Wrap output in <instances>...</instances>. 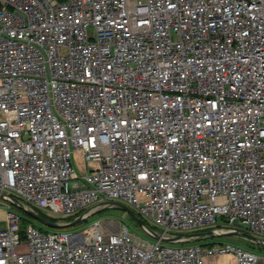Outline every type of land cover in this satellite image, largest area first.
<instances>
[{
	"label": "built area",
	"instance_id": "obj_1",
	"mask_svg": "<svg viewBox=\"0 0 264 264\" xmlns=\"http://www.w3.org/2000/svg\"><path fill=\"white\" fill-rule=\"evenodd\" d=\"M0 198L75 225L119 202L153 238L7 209L0 264H264L202 241L264 243V0H0Z\"/></svg>",
	"mask_w": 264,
	"mask_h": 264
},
{
	"label": "rangeland",
	"instance_id": "obj_2",
	"mask_svg": "<svg viewBox=\"0 0 264 264\" xmlns=\"http://www.w3.org/2000/svg\"><path fill=\"white\" fill-rule=\"evenodd\" d=\"M77 170V169H76ZM79 172V171H78ZM12 209L18 213L21 214L22 218H25L26 221L36 223L37 225L44 226L42 223H38L36 220H31L30 218H27L24 213H22V209L20 207H17L16 204H14L12 201H9L5 198H0V220H5V210ZM46 215H48L51 218H55L52 215H50L48 212L43 211ZM56 222L59 223H67L66 220H59L55 218ZM69 221H73V219H69ZM99 221L101 226H104L109 231H115L119 228V226L122 223H126L130 229L131 232L136 234L137 236L141 237L142 239H146L149 241H152L153 238H151L149 235L144 233L140 226H138L136 221L133 220L131 215L127 213L123 208H121L118 205H110L105 207H98L95 209L85 220L81 221L78 225H73L71 228H85L90 226L93 222ZM21 225H23V220L21 221ZM218 233H225L219 236H211L208 238V240H202V241H230L235 244H239L248 248H252L254 246V242L251 241L247 236L244 235L243 229L230 225L229 223L222 222L221 219H218ZM70 228V227H69ZM253 249V248H252ZM254 250V249H253ZM260 250V249H258ZM264 251V249H263ZM221 263L223 264H234V258L232 257H226L224 259H221ZM219 262H213L209 261L208 264H221Z\"/></svg>",
	"mask_w": 264,
	"mask_h": 264
},
{
	"label": "water",
	"instance_id": "obj_3",
	"mask_svg": "<svg viewBox=\"0 0 264 264\" xmlns=\"http://www.w3.org/2000/svg\"><path fill=\"white\" fill-rule=\"evenodd\" d=\"M112 204H115V205H118L120 206L121 208H123L127 213H129L130 215H132L136 221V223L139 225V226H143L145 225L144 224V221L127 205H124L122 203H119V202H112ZM26 212L31 216L33 217L35 220H37L38 222L42 223V224H45L51 228H67V227H70V226H73L74 224H77L79 222V220L77 221H73L71 223H66V224H60V223H57V222H52V221H49L48 219L42 217L41 215H39L37 212L33 211V210H26ZM232 224L245 230V231H250V226L248 223L246 222H240L238 219H234L232 221ZM210 235L212 236H219V235H222V234H225V233H214L213 231H210L208 232ZM253 242L255 243H258V244H264L257 236L255 235H252V234H249L248 236Z\"/></svg>",
	"mask_w": 264,
	"mask_h": 264
},
{
	"label": "crops",
	"instance_id": "obj_4",
	"mask_svg": "<svg viewBox=\"0 0 264 264\" xmlns=\"http://www.w3.org/2000/svg\"><path fill=\"white\" fill-rule=\"evenodd\" d=\"M74 163H75V167L77 169V171L79 172H84L88 169L87 167V163L85 162V160L83 159L82 155L80 152H77L74 156ZM6 221L5 220H0V228L5 226ZM226 257H233V255H222V256H217V257H209L206 259L205 264H208L209 261H213V262H219L221 263V259H224ZM223 264V263H221Z\"/></svg>",
	"mask_w": 264,
	"mask_h": 264
},
{
	"label": "trees",
	"instance_id": "obj_5",
	"mask_svg": "<svg viewBox=\"0 0 264 264\" xmlns=\"http://www.w3.org/2000/svg\"><path fill=\"white\" fill-rule=\"evenodd\" d=\"M39 215H41L42 217H44V218H46V219H48L49 221H52V222H56V220H55V218L53 219V218H51V217H49L48 215H46L43 211H40V210H38V209H34ZM23 212L22 213H24V215H26L27 216V218H30L31 220H35L33 217H31L26 211H24V210H22ZM131 217L133 218V220L135 221V219H134V217L131 215ZM22 220H23V225H21L22 226V228L27 224V223H29V221H26V219L25 218H22ZM37 221V220H36ZM38 222V221H37ZM39 223V222H38ZM136 223V222H135ZM249 234H250V232L249 231H244V235L245 236H249ZM254 244V246L252 247L254 250H257V251H263V249H264V245H262V244H258V243H253ZM251 248V249H252ZM258 249H260V250H258Z\"/></svg>",
	"mask_w": 264,
	"mask_h": 264
}]
</instances>
